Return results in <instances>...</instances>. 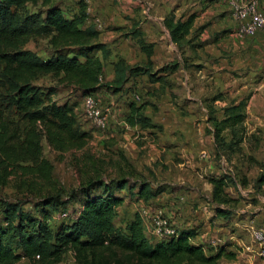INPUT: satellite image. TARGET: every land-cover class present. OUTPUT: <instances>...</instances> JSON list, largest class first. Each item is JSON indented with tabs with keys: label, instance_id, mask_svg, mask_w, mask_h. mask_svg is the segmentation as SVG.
<instances>
[{
	"label": "rangeland",
	"instance_id": "1",
	"mask_svg": "<svg viewBox=\"0 0 264 264\" xmlns=\"http://www.w3.org/2000/svg\"><path fill=\"white\" fill-rule=\"evenodd\" d=\"M57 1L62 4L65 13L69 14L68 12L75 9L79 0ZM83 1L91 7L94 2L96 6V13L94 15L93 11L90 13L88 22L95 24L103 34L120 33L125 34L127 38L129 34H135L134 29L139 30L140 34H156L158 37L166 30L163 25L165 18L175 19L180 15L184 19L194 15L195 31L214 33L213 30H220L221 32V24L225 23L224 18L228 15L226 11L228 5L225 0ZM40 7L39 3L29 2L20 8V12L25 15L39 10ZM100 7H104L105 10L100 11ZM195 36L198 37V34ZM132 39L134 43L131 39H126V43L122 42L119 47L117 40L106 44L109 54L104 62L109 69L112 68L111 59L122 56L119 54L122 46H127V50H131L130 63L143 64L146 61V54L135 46L134 36ZM187 40L185 37L181 43L184 44ZM219 41L216 40L215 43L222 54L224 43L220 42L218 45ZM159 42H155L158 45L157 54L162 52L160 46L163 43L161 40ZM26 47L45 56L50 50L48 36L31 35L27 38ZM159 62L160 60H155L156 69L155 65H152L151 70H155L156 73L158 70L162 71L164 67L160 66ZM2 66L3 64L0 63V70ZM163 70H167V67ZM242 70H233L232 77L239 75ZM171 73L177 75L178 72L171 71ZM263 77V72L255 73L253 83L242 92L237 91L234 83L230 88L225 87L221 78L215 83V87L205 91L211 97L206 108L213 126L225 116L226 106L246 99L243 109L245 117L242 122L245 128L244 139L239 145H229L231 141L229 129L222 130L221 137L216 141L212 130L205 127V111L196 104L197 109L191 110L194 115L190 121L186 118L190 117L189 114L177 112L181 120V124L177 125L178 120L175 116H170L173 119H170L169 127L176 126L183 132L178 133L177 144V148L180 145L182 151L176 149L175 145L169 144L167 147H173L170 152L161 151L162 148H159L161 139L154 131L150 133L147 128L144 129L139 125L136 130L126 122V116L129 115L133 104L144 103L142 109L144 114L146 108L150 109L149 106L146 107L147 104L155 107L152 109L154 114L153 110H157L154 102L165 105L168 102L174 103L177 111L184 110L175 91H171L170 94L165 93L167 82L160 86V90L156 88V93L143 82L148 78L146 74L138 75L141 79L136 83L133 82L136 80L135 77L130 78L124 88L118 92L102 87L94 94L102 106L109 108L110 114L106 127L101 128L84 114L82 95L79 92L65 86L56 75L40 72L33 83L43 93L44 103L48 100L67 102L73 108L79 129L87 130L90 136L82 147L61 152L53 149L42 134V151L52 163V177L49 180H32L30 177L9 176L2 186L0 198L20 201L23 210L31 215L40 216L35 202L42 197L59 194L61 200L67 201L73 192L92 179L126 176L129 178V183L136 187L143 181L147 182L151 192L154 193L138 197L137 188L134 187L132 198L125 194L127 196L125 201L116 206L115 223L121 228H124L135 214L141 217L143 223L149 222L155 214H160L176 230L194 228L197 234L190 240L202 243L207 254L220 252L216 264H231L229 262L231 258L238 260L237 264H240V259L246 254L254 255L259 259L257 253L260 255V249L264 251V242L257 241L253 231L264 232V184L258 186L256 183L257 177L264 170V85L258 89L254 87ZM202 90L204 92V89ZM203 92L202 94H206ZM218 94H220L218 101L214 102ZM251 99L254 103L249 102ZM0 111L5 117L23 124L21 113L10 104L5 88L1 85ZM147 112H151V109ZM159 126L158 123H154L153 129L158 130ZM125 135L129 139L128 144L122 141L127 140ZM212 143H217L213 150L210 147ZM152 151L157 156L148 161V153ZM177 163L183 164L174 166ZM220 176L224 177V190L227 196L233 198L225 203L215 202L211 198L212 183L209 179ZM65 206L72 216L78 209V203L75 201H68ZM217 206L226 209L227 215L217 214ZM60 209L58 206L48 209L49 221L53 227L63 218ZM144 232L149 240H157L155 236L149 235L145 224ZM237 238L238 245L235 240ZM16 264H32V262L27 257H22ZM57 264H76L72 252H65Z\"/></svg>",
	"mask_w": 264,
	"mask_h": 264
},
{
	"label": "trees",
	"instance_id": "2",
	"mask_svg": "<svg viewBox=\"0 0 264 264\" xmlns=\"http://www.w3.org/2000/svg\"><path fill=\"white\" fill-rule=\"evenodd\" d=\"M29 2L39 3L40 9L21 14L20 8ZM77 4L76 12L66 14L57 0H0V63L3 64L0 85L23 120L20 124L0 111V191L9 176L32 180L52 177V163L42 151V134L53 149L61 152L82 147L90 136L87 130L79 129L73 108L67 102L44 103L43 93L33 83L40 72L56 75L65 86L82 96L102 87L121 91L130 78L140 74L150 79L160 78L151 70L154 44L146 42L139 30L134 29L133 36L146 54V61L129 64L120 57L114 62V77L103 81L104 59L109 49L106 43L97 40L96 25L87 23L86 3L79 0ZM193 21L194 15L185 19L181 15L175 19L167 17L164 26L171 40L182 45ZM38 34L48 36L50 50L45 56L26 47L27 38ZM245 103L246 99H241L224 108L225 116L214 125L216 141L222 130L229 129V145L242 142ZM143 107L144 103L131 106L126 116L129 125H152ZM209 181L213 201L225 203L233 199L224 190L223 176L211 177ZM256 183L264 184V170ZM134 187L126 176L92 179L67 201L61 200L59 194L37 200L35 206L40 216L23 210L20 201L0 198V264H16L22 257L32 264H57L67 251L72 252L76 264H216L220 252L207 254L202 243L191 241L197 234L194 228H181L175 236L151 241L138 214L124 228L117 225L116 206L122 201L117 192L126 188L133 194ZM136 188L138 197L154 193L144 181ZM68 201L78 203V209L73 216L68 212L53 227L48 209L58 206L61 213L66 212ZM216 210L219 215L228 213L218 206Z\"/></svg>",
	"mask_w": 264,
	"mask_h": 264
},
{
	"label": "crops",
	"instance_id": "3",
	"mask_svg": "<svg viewBox=\"0 0 264 264\" xmlns=\"http://www.w3.org/2000/svg\"><path fill=\"white\" fill-rule=\"evenodd\" d=\"M264 5V0H262ZM226 3V2H225ZM77 8V9H76ZM92 9V10H91ZM96 6L94 2L92 3V7L90 5L86 4V11L88 12V19L87 23L89 21V15L93 11V15L96 13L95 11ZM78 10V4L75 6V9L73 11H69L68 13H74ZM100 11H104V7L99 8ZM226 11H228V15L224 18L225 23L221 24L222 29L220 30H213V32L209 33L208 31H195V21H193V25L190 29V32L185 35L187 39L191 40L190 42L187 40L184 44L178 45L177 43L173 42L170 38L169 32L167 30L164 31L163 34L160 36H156V34H141L142 37L146 42H152L154 44L153 46V52H156V49L158 45L155 42H161L163 43L160 47L161 54H157V52L151 55L152 65H155V69L157 67V64L155 63V60H160V66L162 67V71L157 72L156 76L160 77L158 79H150L147 78L146 80H143L145 85L151 89V91L157 92V89L160 90V86L164 85L165 82V93H171V91H175L179 95V100L182 104V106L185 108L184 110L177 111V107L174 103H167L162 104L160 102H154L157 106V110H153L154 114L152 112V109H155V107L152 104H147V106L150 107L151 112H147L150 109L146 108L145 114L149 119L151 126L142 127L144 129L147 128V131L150 133H153V131L156 133V135H159L160 137V144L159 148L161 151H172L173 147H167V145L176 146V149L179 151H182L180 148V145L177 148L178 141V133H183L180 128H176V126L169 127L170 119H173L170 117L171 115L175 116V119H177V125L181 124L180 117L178 118L177 112L189 114V118L186 117L189 121L193 119V113H191L192 109H197L196 104L201 107L202 110L205 111L204 118L205 127L208 128V130H212V135L214 136L215 128L213 124L211 123L208 113H207V102L211 97H209L207 90L211 87H215V83L217 81H220V78L222 79V82H224V86L230 88L231 85L234 83L236 84L237 91H244L248 89L249 85L253 83L255 73L258 71L264 73V31H259L254 36H239L236 33V22L233 19L229 7L226 8ZM198 17V16H197ZM196 17V18H197ZM164 25V23H163ZM114 27V26H113ZM216 27V26H215ZM217 28V27H216ZM219 29V28H218ZM99 30V29H98ZM219 32V33H218ZM198 34V37L195 35ZM214 34H219L218 36ZM125 34H103L100 30L97 35V40L100 42H104L106 44L109 43V41L117 40L118 47L120 44L126 43V39H131L132 43H134V39H132L133 34H129V37H125ZM196 37V38H194ZM220 40L217 42L219 43L223 42L224 47L221 54V50L216 47L215 41ZM136 41V37H135ZM160 43V42H159ZM108 46V45H107ZM135 46H138V43L136 41ZM131 49V48H129ZM140 49V48H139ZM141 50V49H140ZM142 51V50H141ZM131 53V50H127V46H122L119 54L121 58H124L125 61L129 64H132L131 58H129ZM98 56H101L100 52L96 53ZM118 57V58H120ZM117 58V59H118ZM117 59H111L113 60L111 63V69L108 68V66L105 65L104 62V70H103V79L105 80H111L114 75V62ZM147 59V57H146ZM128 60V61H127ZM165 67H167V70H163ZM236 69H243L242 72H240L239 75L233 76V70ZM155 70H153L154 72ZM171 71L178 72L177 75L172 74ZM136 80H133V82L136 83V81L140 80L141 78H138V75L135 76ZM234 79V81H233ZM102 80V79H101ZM228 81V82H227ZM173 83V84H172ZM210 84L209 86H207ZM264 85V77L262 81L259 82L257 86L254 87V89H258L259 87ZM157 88V89H156ZM156 89V91H155ZM206 94H202L203 90ZM225 89V88H224ZM203 92V93H204ZM208 96V97H207ZM254 96L252 97V99ZM217 98L214 99V102L218 101ZM252 99L249 101L250 103H254ZM185 103L187 105H185ZM187 107V108H186ZM144 113V112H143ZM207 115V117H206ZM157 121V122H155ZM175 121V122H176ZM154 123H158L159 129L154 130ZM173 124L175 125L174 121ZM203 125V124H202ZM132 126V125H131ZM134 129L138 127V125H133ZM132 127V128H133ZM179 129V130H178ZM137 130V129H136ZM140 132H144V130H139ZM126 141L122 140L123 143H129V139L127 135H125ZM215 142V140H214ZM216 144H211V150L215 149ZM153 147V146H152ZM151 150V147L150 149ZM210 150V151H211ZM156 151L158 153V149L156 148ZM157 155L154 151L151 153H148V161L151 159H154ZM183 163H177L174 166L182 165ZM124 188L119 190L117 193L122 197V201L119 203H123L125 201L126 195L128 194L129 198H132V195L130 192L128 193V190ZM127 193V194H126ZM126 194V195H125ZM118 204V205H119ZM117 205V206H118ZM232 237V236H231ZM236 244H239V239H235ZM261 255V254H260ZM257 253V256H259V259L257 257H254V255L246 254L240 259V264H264V256H260ZM236 256V255H235ZM238 260H235L233 258L229 259V262L231 264H237Z\"/></svg>",
	"mask_w": 264,
	"mask_h": 264
},
{
	"label": "built area",
	"instance_id": "4",
	"mask_svg": "<svg viewBox=\"0 0 264 264\" xmlns=\"http://www.w3.org/2000/svg\"><path fill=\"white\" fill-rule=\"evenodd\" d=\"M230 13L236 22V33L239 36H254L259 31H264V5L262 0H225ZM82 106L84 114L92 122L101 128L106 127L109 118V108L104 107L99 102L94 93H87L82 96ZM61 217L68 216V212L60 213ZM149 235H153L157 240L175 236L178 233L160 214H155L144 223ZM253 235L260 243L264 242V232L254 230ZM264 255L262 249L259 250ZM38 254L35 256L38 258Z\"/></svg>",
	"mask_w": 264,
	"mask_h": 264
}]
</instances>
